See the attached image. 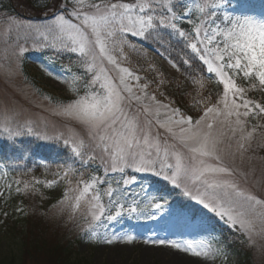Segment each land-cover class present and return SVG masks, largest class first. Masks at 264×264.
Masks as SVG:
<instances>
[{
    "label": "snow or ice",
    "instance_id": "1",
    "mask_svg": "<svg viewBox=\"0 0 264 264\" xmlns=\"http://www.w3.org/2000/svg\"><path fill=\"white\" fill-rule=\"evenodd\" d=\"M43 7L53 10L50 23L26 25L42 37L38 47L77 54L85 69L69 82L76 98L58 100L52 109L75 126L73 136L51 139L62 141L70 151L56 173L67 185L59 203L69 207L73 216L80 211L86 220L90 218L82 229L88 240L99 239L105 244L135 241L137 237L131 233H107V227L125 215L149 219L157 214L175 216L186 226L207 232L209 225L203 216L196 223V213L188 215L184 206L169 205L165 187L156 189L159 194H155L142 185L144 199L128 201L127 188L137 182L127 174L128 169L160 177L182 189L185 196L229 227H238L249 240L254 233H264V196L242 187L241 179L246 183L247 173L226 160L250 161V153L264 149V124L249 122L264 116V104L246 96L250 90L264 92V0H51ZM13 25L17 29L22 26L10 19L9 32ZM128 34L161 44L173 40L181 44L185 51L182 63L193 70L189 76L199 86L198 93L204 87L205 71L222 86L216 103L211 104V95L197 101L204 107L193 120L172 107V102L157 99L163 80L149 93L150 83H141V76L123 66L125 47H134L126 38ZM24 51L20 49L21 54ZM172 65L179 68L175 61ZM78 81H82L83 95H79ZM238 81L247 82V86ZM17 117L8 104L0 112L4 121L0 133L13 144L25 134ZM27 131L31 133V127ZM97 159L103 176L87 172ZM117 173L119 179L108 178ZM58 180L34 179V183L51 187ZM15 183L17 193L21 192V181ZM29 187L24 182V189ZM101 227L103 235L98 231ZM212 239L209 232L199 239L165 237L144 242L215 258L222 249L214 247Z\"/></svg>",
    "mask_w": 264,
    "mask_h": 264
},
{
    "label": "rangeland",
    "instance_id": "2",
    "mask_svg": "<svg viewBox=\"0 0 264 264\" xmlns=\"http://www.w3.org/2000/svg\"><path fill=\"white\" fill-rule=\"evenodd\" d=\"M23 1L26 0H0V112L4 110L6 104L13 107L18 113L16 123H19L24 128V135L17 137L16 141L25 140L31 141L38 145H44L45 149L49 148V145H54V151L59 153L60 145L62 141L51 139L52 137L63 136L64 138H72L73 129L75 126L66 121L64 118L55 115L52 109L55 107L56 102L69 101L76 98L77 93H74L69 88V82L72 81L74 76L83 75L85 69L79 63V60L71 64H58L54 65L53 61L58 54L70 53L66 50L57 51L51 47L39 48L38 45L43 42L42 37H37L35 33H32L27 27V24H44L48 21V12L43 7L44 4L51 3V0H31V4L39 8V14L36 17H31V23L25 19V14L30 15L26 10L21 16L17 14V8L11 9V6L20 3L21 7H24ZM26 4V3H25ZM13 19L19 22L22 26L17 29L15 25L12 26L11 32L8 31L9 20ZM50 23V22H47ZM127 40L130 45L134 47H125V55L127 60L123 61V66L129 67L136 74L141 76V83L149 82L150 86L157 87L160 80H165V76L161 72L156 71V76L151 74L145 75L144 73H137L133 68H137L136 61L132 60V53L141 50V48L135 43L136 40L142 39L140 37H134L131 34L127 35ZM14 41L17 43L14 44ZM15 47V49H14ZM25 51L21 54L20 49ZM51 50L52 54L45 60L43 58V51ZM16 51V52H15ZM144 51L147 55L148 53ZM151 53V52H150ZM17 54L26 57L24 60L17 62ZM72 55L73 54L70 53ZM19 60V58H18ZM47 62H50L47 63ZM14 63V64H13ZM145 65L151 69V64L147 61ZM111 69V66L108 65ZM133 67V68H132ZM166 70L172 75H177L175 68L171 65H167ZM113 76L116 75L115 70L111 71ZM154 77L160 78L155 81ZM143 80V82H142ZM135 83V81H132ZM238 83H240L238 81ZM82 84V81L77 82V87ZM212 88L210 82L205 81L203 91L204 97H208L209 86ZM192 88V84L182 85V91L187 92V89ZM149 91V90H148ZM202 89L198 88L194 91H189V94L181 93L180 98L176 99V92H172L175 95L172 97L166 96L165 98L172 102L177 107V104L187 107L188 111L198 112L203 109L204 105L200 101ZM151 93V90L149 91ZM84 90L79 91V95H83ZM222 94V91H221ZM248 99L258 102L255 98L248 96ZM45 97H48L46 99ZM259 99V97H258ZM212 100V97H211ZM168 102V103H169ZM165 103V104H168ZM222 107V106H221ZM163 113V110H161ZM243 111V109H241ZM199 117H194L198 119ZM163 119V115L161 116ZM250 125L264 124V116L257 118H250ZM4 125V121L0 118V128ZM11 127H15V124H11ZM31 127L32 132L29 133L27 128ZM219 127V126H218ZM79 131V129H76ZM163 133V129H160ZM49 137L50 139H45ZM11 143L4 138V135L0 133V147L5 143ZM171 142V141H170ZM252 159L249 161L245 159L243 162L239 158L232 162L226 158L231 167L236 168L238 171L247 173V181L241 179V186L251 191L254 194L264 196V149L257 148L254 153H250ZM13 161L18 160V155L13 152ZM42 159L38 158V162L42 164ZM99 159L94 162L93 170L97 169ZM58 164H55L53 169H50L47 173L38 174L35 172L31 177L24 178L19 173L14 174V170L7 172L6 169L0 166V262L7 264L13 259L19 260L25 256V264H44V256H34L27 259V256H20L19 252L24 248L20 246L23 244L24 227L27 225V221L31 224H38L39 227L45 229L46 236L40 235L35 228L34 235H39L38 238L46 242V245L58 244L59 247H63L64 244H70L69 262L66 264H242L243 262L238 253L234 255L226 256L224 258L220 255L215 258L193 256L187 252L179 251L168 246L155 245L152 243H145L146 239L152 238H169V239H199L205 237L210 232L214 237V231L211 228L212 219L215 218L221 223V225L228 226L219 217H216L207 209H203L195 200L189 199L185 196L182 189L173 188L172 185L166 181H161L167 184L172 189V195H169L168 191L164 192L166 199L173 208L185 207L186 213L191 215L196 213V223H199V219L203 216L209 225L206 231L199 228L188 227L185 225L183 219L175 216H167L165 214H157L154 219L146 217L135 218L125 216L119 219L118 222H112L107 227V233L111 234L115 231L117 234L131 233L136 235L137 239L132 243H125L123 241H116L113 244H105L100 242L99 239L88 240L84 235L82 229L86 228L90 220H86L80 211L73 216L71 209L66 205L59 203L61 200L65 188L66 182L58 180L56 173L59 171ZM13 167H15L12 162ZM95 166V167H94ZM101 171V176L103 172ZM92 173H96L93 172ZM129 176H135L137 182L130 184L127 188L128 196L126 199L136 198L137 200H143L145 193L141 189L135 191V186L138 185L141 178H145L146 181L152 180L155 176H150L146 173H136L132 169L127 170ZM87 178V177H85ZM109 179H119L120 174L115 176H109ZM239 178V177H237ZM35 180L46 181L57 179L58 182L49 187L43 182L36 184ZM157 179V178H156ZM21 181L19 187L21 192L17 193V184L15 181ZM24 182H28L30 187L24 189ZM11 185V189L8 188ZM149 193H156L157 186L149 184H142ZM141 185V186H142ZM103 187V186H101ZM139 194V195H137ZM163 203V201H160ZM20 209L21 211H18ZM209 219V220H208ZM214 220V219H213ZM30 224V228L32 225ZM21 229V230H18ZM237 229H239L237 227ZM98 231L103 235L105 229L99 228ZM241 231V230H240ZM246 237L247 249L246 253L252 258L251 264H264V233L253 234L251 240L247 234L243 232ZM22 243V244H20ZM25 245V244H24ZM53 248V247H52ZM58 250V248H57ZM69 252V251H67ZM39 253V252H38ZM56 254V252H55ZM54 255V254H53ZM55 257V255H54ZM53 257V258H54ZM47 260L45 264H49Z\"/></svg>",
    "mask_w": 264,
    "mask_h": 264
},
{
    "label": "trees",
    "instance_id": "3",
    "mask_svg": "<svg viewBox=\"0 0 264 264\" xmlns=\"http://www.w3.org/2000/svg\"><path fill=\"white\" fill-rule=\"evenodd\" d=\"M30 221H27V225L26 227H24V234L23 235V244L20 246H23L24 248L22 249V251L19 252L20 256L22 254V256L26 255L27 259L30 257H34V256H40L43 255L44 256V264L47 262V260L50 261L49 264H66L69 262V258L67 257L68 254L65 253L61 247H59L58 244L55 245H46V240L45 239H41L38 238L39 235H34V230L35 228L37 229V231L40 233V235H47L45 232V229L39 227L38 224L32 223V228H30ZM34 229V230H33ZM21 230V229H18ZM45 240V241H44ZM25 244V245H24ZM53 247V248H52ZM58 248V250H57ZM39 252V253H38ZM56 252V254H55ZM244 253V252H243ZM55 257H54V255ZM245 257L243 258V261L245 262H250V260L247 258L248 256L247 253H244ZM54 257V258H53ZM25 256L22 258L21 257L19 260H16L12 258V260L10 262H8L7 264H25ZM0 264H2L0 262Z\"/></svg>",
    "mask_w": 264,
    "mask_h": 264
}]
</instances>
